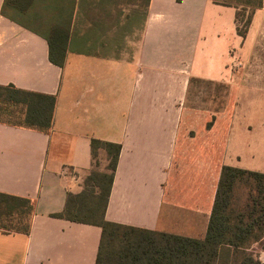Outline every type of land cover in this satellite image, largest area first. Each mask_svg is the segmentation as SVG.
<instances>
[{
	"label": "crops",
	"instance_id": "0c3cea01",
	"mask_svg": "<svg viewBox=\"0 0 264 264\" xmlns=\"http://www.w3.org/2000/svg\"><path fill=\"white\" fill-rule=\"evenodd\" d=\"M3 2L0 87L56 101L47 132L0 111V192L33 204L28 234L0 230V264H95L101 227L52 216L82 190L92 138L121 146L105 219L152 231L203 238L221 166L264 173L261 95L246 94L243 148L228 143L226 158L218 131L188 108L191 84L230 81L237 51L264 38V0L244 38L237 7L215 0H34L18 20ZM56 26L70 33L63 66L48 56ZM106 163L101 150L96 169Z\"/></svg>",
	"mask_w": 264,
	"mask_h": 264
},
{
	"label": "trees",
	"instance_id": "16d2710c",
	"mask_svg": "<svg viewBox=\"0 0 264 264\" xmlns=\"http://www.w3.org/2000/svg\"><path fill=\"white\" fill-rule=\"evenodd\" d=\"M34 0H4L1 13L18 20ZM241 1V0H240ZM236 10V32L245 37L252 13L262 0L241 1ZM250 10L249 12L247 10ZM248 14L246 15L245 13ZM241 21V23H240ZM69 29L52 28L48 35L49 60L63 66ZM54 95L0 87V111L12 125L47 132L52 124ZM121 146L92 138V169L78 193L68 192L64 208L54 217L98 225L101 237L95 264H264L254 244L264 251V173L222 165L207 229L203 238L157 232L107 221L105 208ZM106 153L100 171L98 154ZM33 204L29 198L0 192V230L28 234Z\"/></svg>",
	"mask_w": 264,
	"mask_h": 264
},
{
	"label": "rangeland",
	"instance_id": "374dc122",
	"mask_svg": "<svg viewBox=\"0 0 264 264\" xmlns=\"http://www.w3.org/2000/svg\"><path fill=\"white\" fill-rule=\"evenodd\" d=\"M215 1L224 4H234L238 9L242 4L241 1L244 0ZM247 11L249 12L250 10L248 9ZM248 12L245 14L247 15ZM138 14L139 19H141L143 16L142 7L139 8ZM258 67H264V38L262 37L255 42L250 52L237 51L232 67L234 71L233 79L230 81L200 80L191 84L190 89H188V108L201 110L203 130L213 129L216 132L218 131L224 158L227 156L228 143H233L240 150L244 143L242 142L244 139V120L248 113L245 100L246 94L256 92L261 95L262 104H260V110L262 115H264V70L261 73ZM254 81H261L262 83L260 86L257 85V89L250 90L247 86L245 88V85ZM236 155L238 156L237 153ZM252 249L254 252L259 253L262 259L264 258V251L260 249V244H254ZM260 251L263 253L260 254Z\"/></svg>",
	"mask_w": 264,
	"mask_h": 264
}]
</instances>
